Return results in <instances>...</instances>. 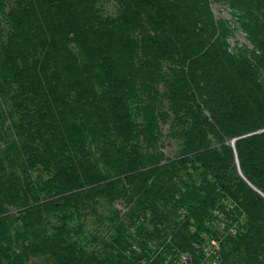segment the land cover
I'll list each match as a JSON object with an SVG mask.
<instances>
[{
    "label": "trees",
    "instance_id": "16d2710c",
    "mask_svg": "<svg viewBox=\"0 0 264 264\" xmlns=\"http://www.w3.org/2000/svg\"><path fill=\"white\" fill-rule=\"evenodd\" d=\"M104 1L0 0V264H264V0Z\"/></svg>",
    "mask_w": 264,
    "mask_h": 264
},
{
    "label": "rangeland",
    "instance_id": "374dc122",
    "mask_svg": "<svg viewBox=\"0 0 264 264\" xmlns=\"http://www.w3.org/2000/svg\"><path fill=\"white\" fill-rule=\"evenodd\" d=\"M103 7H104L105 12H107V13H113L114 12L115 4H114V2L112 0H108V1H104ZM213 7H214V4H213ZM219 7L220 6H218V4L215 5L216 15H217V12H218V8ZM220 11H221V14H223L225 16H228L227 13H226V9L220 10ZM234 39H238V40L243 41V34H241L240 31L235 32V36H234L233 39L230 40V42L233 43ZM172 148H175V145L172 144ZM167 149H168L169 152H172V151L169 150L168 147H167ZM101 210H104V209L102 208ZM86 218H87L88 225L91 226L92 225V221H91L92 216L88 215V216H86ZM27 264H52V263L50 261L43 260L42 257L33 256V257H31V258L28 259Z\"/></svg>",
    "mask_w": 264,
    "mask_h": 264
},
{
    "label": "water",
    "instance_id": "95a60500",
    "mask_svg": "<svg viewBox=\"0 0 264 264\" xmlns=\"http://www.w3.org/2000/svg\"><path fill=\"white\" fill-rule=\"evenodd\" d=\"M232 145L234 144V139L231 140Z\"/></svg>",
    "mask_w": 264,
    "mask_h": 264
}]
</instances>
